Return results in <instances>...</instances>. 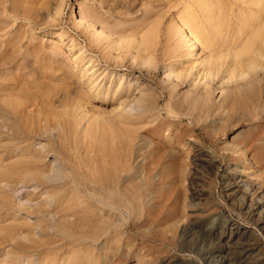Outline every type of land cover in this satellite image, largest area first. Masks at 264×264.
<instances>
[{
	"label": "bare ground",
	"instance_id": "obj_1",
	"mask_svg": "<svg viewBox=\"0 0 264 264\" xmlns=\"http://www.w3.org/2000/svg\"><path fill=\"white\" fill-rule=\"evenodd\" d=\"M68 2L73 0H0V35H8L4 40L1 39L3 37L0 38V138L11 141L10 145L5 141L0 147L6 148L7 152H18L17 155L20 156L19 159L16 158L18 162L14 158L16 163L10 159L12 163L7 168L3 163V177L8 184L12 182L19 187L22 185L30 188L35 184L38 194L42 193L40 202L42 199L51 204L50 207L48 203L41 202L46 206L48 204V210H44L54 209L53 204L58 205L55 209L65 206L60 212L72 217L68 216L70 221L68 219L67 222L63 219L71 225L67 226L71 228H67L69 232L62 226L64 222L59 218L58 223H61L56 224L59 229L56 226L55 230L61 233V237L47 236L46 240L42 236L45 242L39 239L42 242L41 249L43 247L41 250L39 246L42 257L38 259L41 261L35 262L38 256L34 257L35 260L31 256L32 261H27L26 264H105V255L101 256L102 248L100 253L99 250L95 252L97 250L91 244L103 238L109 246L113 240L110 236H114L116 241L122 235L121 231L119 233L118 217L121 218L122 209L131 205L133 196L130 197V191L133 185L136 188L134 182L137 177L132 175V171L131 175L128 174L134 168L131 160L135 156L142 155L143 158L146 144L152 140L150 137L154 140L159 133L165 134L171 124L180 128L178 126L181 122L191 120L192 124H184L185 129L189 130L197 124L215 125L225 115L226 125L228 120L249 124L253 130L264 129V0H90V5L84 4V10L81 7L78 11L74 4L70 5V18H74L75 28L85 38L86 44L80 43L66 31L60 32L58 44H55L56 41L52 42L55 44L53 48H49L51 41L46 46L37 44L38 32H35V27L38 28L43 21H48L50 25L61 24L64 7ZM141 12L143 19L136 23L134 15ZM48 16L51 17L46 18ZM25 23L32 26L31 31ZM45 23L46 26L49 25ZM13 27L17 28L14 30ZM163 36L168 40L165 48L160 46ZM217 93L221 96L220 101H217ZM164 95L168 100L167 107L160 108ZM106 105L113 107L110 114L106 111L109 108ZM222 127L225 128V124ZM169 130L171 131V127L167 131ZM256 131L254 132L260 134L259 130ZM175 132L178 135L177 130ZM226 132L228 131H224ZM259 134L258 138L263 137L262 134L259 137ZM177 135H173L171 141L174 136L177 139ZM184 136L181 135V138ZM38 140L44 141L41 148L38 146L39 149L33 147ZM245 140L248 142L249 138ZM175 142L172 141L173 145ZM183 142L187 141L184 139ZM254 143L251 148L258 150ZM260 143L264 146L263 142ZM159 146L161 145L154 148L160 149ZM164 147L167 146L164 144ZM202 147H197L193 154L194 170L207 175L213 172L216 164ZM259 147L261 150L262 147ZM188 149L192 152L194 148ZM244 150H240V161L251 157L246 153L250 150ZM177 152L175 155L179 156ZM7 154L3 156L7 157ZM163 155L165 157L167 152ZM154 156L153 159L157 158ZM49 157L59 161H52ZM241 168L243 166L233 162L227 164L226 174L222 179L224 188L227 196L236 198L244 206L246 215H250L256 223L259 222L262 225L260 230L264 231V190H261L260 185L249 182L250 174L246 172L249 167L243 171ZM145 177L143 181L139 179L142 186L147 179ZM4 178L1 180L6 181ZM150 184L149 187L152 188ZM11 185L9 184L10 188L15 189ZM2 188L4 189L1 187V190ZM132 191L136 192V189ZM29 193L28 196H31ZM3 194L5 192L0 194L4 196L1 198L3 201L4 198H10ZM35 194L33 192L34 196ZM251 195L253 198L249 202ZM28 205L31 206V203ZM28 205L25 207L28 208ZM43 205L41 209L33 205L36 207L35 212L38 210L41 213L42 208H46ZM34 207H29L28 211L34 210ZM20 208L17 209L20 211ZM57 214L60 217L61 213ZM67 215L64 216L68 218ZM1 217L4 219L5 216ZM52 218H57V215L55 217L52 214ZM42 220L40 222L38 219L40 225L36 220L39 228H42ZM20 221L17 223L20 224ZM54 221L53 224L56 222ZM26 224L28 222L25 221L24 227ZM236 224L238 223H233V220L228 221L219 235L220 241L215 247V252L218 253L215 264H264V245L260 234L247 228L243 231L244 227ZM36 225L34 227L37 228ZM199 225L203 227V224ZM205 227L206 233L215 234L213 228ZM0 228L6 229L2 224ZM6 232L5 230L4 235L0 234V240L7 241L5 235L7 237L8 233L16 239L20 236L16 227H11ZM13 232L18 233L15 234L17 236ZM32 237L26 235L23 238ZM75 242L82 248L75 250L78 245ZM16 251L11 253L15 254ZM22 252L19 251L20 254ZM11 257H15L14 260L18 258L14 255ZM163 264L183 263L170 260Z\"/></svg>",
	"mask_w": 264,
	"mask_h": 264
},
{
	"label": "rangeland",
	"instance_id": "obj_2",
	"mask_svg": "<svg viewBox=\"0 0 264 264\" xmlns=\"http://www.w3.org/2000/svg\"><path fill=\"white\" fill-rule=\"evenodd\" d=\"M85 3H87V4H85ZM71 4H74L75 9L77 8V10L80 11L81 9L82 10L86 9V8H84V4L86 6H88L91 4V2H90V0L89 1L88 0H73V2H68L64 7V12H63L64 15L62 16L61 24L50 25L48 23V21H43L42 25H39L40 28L35 27V32H38L37 33L38 37L36 36L38 39L36 38V40L39 42L38 43L37 41H34L35 43L37 42V44H39V45L43 44L42 46H46V44H49V42L51 41L50 44H52V45L49 44V48L50 47L53 48L55 44H58V42H60V38H59L60 32L66 31L71 36L76 38V40H78L80 43L86 44V41H84L85 38L81 37L80 32L78 31V29L75 28L74 21H73L74 18H70L72 16V10L70 8ZM173 14H174V12L172 14H170L169 16L171 17V16H173ZM50 17L48 16L46 18H50ZM134 17L136 18L135 19L136 23H138L139 20L141 22L143 19L142 12L139 13V15H134ZM45 22H47V24H49V25L46 26ZM43 24H45V26ZM25 25H28V24L25 23ZM73 25H74V27H73ZM28 26L30 27V25H28ZM41 27H42V29H41ZM14 28L16 29L17 27H13V29ZM31 29H32V26L30 27V31H31ZM166 29L167 28L165 27V30ZM40 31H42V32H40ZM1 34L2 35H0V38L3 37L1 39L4 40L5 39L4 37L6 35H5V33H1ZM6 37H8V35ZM79 37H81V38H79ZM40 39L42 41H39ZM27 41L28 40H25V42H27ZM55 41H56V43H55ZM167 41L168 40L166 39V37L163 36L162 37V44L160 46H163V48H165ZM52 42H54L55 44L53 45ZM64 44H66V43H63V45ZM47 47H48V45H47ZM163 48H162V50H163ZM61 53H63V51ZM155 87H156V85H155ZM187 89H186V91H187ZM218 94L219 93H217L216 98H217V101H218V99L220 101L221 96ZM166 103H168V100H167V97L164 95L162 97V100L160 103V108H164L165 106L167 107ZM106 106L109 107V105H106ZM104 108H105V106H104ZM106 111L108 112V114H110V111L111 112L113 111V107L107 108ZM164 113H165V117H166L167 114H166V112H164ZM224 116L222 118H220V116H219V118L222 120H220L221 122H219V119H218V121H217L218 125L217 124L208 125V123H204L201 125L197 124L195 126V127L198 126L197 128L193 127L194 128L193 129L191 127L189 130H188V128L185 129V125L192 124L191 120H186L184 122H181L180 123L181 125L178 126L180 128H177L176 124H173V125L171 124L167 128V130L170 129V127H171V131L173 129L177 130L178 135L179 134H181L182 136L185 135L184 138L182 137L183 139L181 138V135H179V136L177 135L175 130L172 131L173 133L170 130L169 131L166 130V132H164V133L165 134L167 133V135H165L161 132V133H159V136L156 135L158 137H156V136L154 137V140L152 137H150L152 140H149V142L151 141L150 142L151 145H153V146L155 145L154 147H156V146L158 147V145H161V146H159V148L161 147L160 149L156 148L157 149L156 150L154 147H152L150 145L149 142H147L148 143V144H146L147 147L144 149V152H146V153H143L144 154L143 158L141 157L142 155L140 157H136V156L133 157V159L131 160L132 161L131 164L132 165L134 164L135 166L133 165L134 168H132V165H131L132 169L129 171L128 174L131 175L132 173H134L132 175H134L135 178L137 177V179H135V182H134L136 188L133 185L134 188L132 187V189L130 191V192H132V194L130 193V197L133 196L131 198V201L133 203L131 202V205L128 206L127 208H125L127 205L124 206L125 209H122L123 211L120 212L121 215L119 214L121 216V218L119 219V217H118V223L120 225L118 223L117 224H118V227L120 226L119 227V233L122 232V235L120 234L119 236H121V237L119 238V236H118V239L116 238V241L114 240V236H110V237H113V240L110 243L111 245H109V246L106 245V242H104L105 240L103 238H102L103 241L102 240H99V242L96 241L97 243L93 241V243L91 244L92 248H96L97 251H95V252H98V250H99V253H100V250L102 248L101 256L105 255V258H106L105 264H163L164 262L167 263L170 260H177V261L182 262L183 264H215V261L217 260L216 258L218 257V253L215 252V247H217L216 246L217 242L220 241L219 239L221 236H219V235L222 233V230L225 229V227H226L225 225L228 223V221H231V220H233V223L234 222L238 223V224H236V226L241 225L242 228L244 227L243 231H245V229L247 228V230L251 229V230L255 231L258 235L260 234L259 236H260L261 243H263V245H264V231L260 230L262 225L261 224L259 225V222L256 223L255 221H253V219L251 218L250 215H246V213H245L246 210H245L244 206L239 201H237L236 198L231 199L230 197L227 196V192L224 188V183L222 181L224 175L226 174L227 164L233 162V164H239V165L243 166V168H241V171H243L244 169H247L249 167L248 170H246L247 174L248 175L250 174V176L248 177L249 182L257 184L258 186L260 185L262 187L261 190H264V162H263L264 161V151H261L262 149H264L263 148L264 146L261 145L262 143H260V142H263V144H264V140H263L264 129L254 128V130H253L252 126H250L249 124H246V123L245 124L244 123L238 124L237 122L234 123L235 121H228V120H227V123H228L227 124L228 126H227L226 125V118L224 120ZM222 124H225V126H226L225 128L222 127L223 129L221 128ZM233 125H235V127H233ZM221 130L228 131V132L224 133V131H221ZM256 130L257 131L259 130L260 134H262L263 137H260L262 135H260ZM180 131H182V132H180ZM192 131H194V132H192ZM251 131L253 133H251ZM254 131H256L259 134L260 138L257 137L258 134L255 133ZM261 131H262V133H261ZM184 132H185V134H184ZM188 132L190 135H192V137L189 134H187ZM193 133H195V136H193L194 135ZM161 134H162V136H161ZM169 134H171V136H169ZM173 135H177V139L174 136L173 137L174 139L172 140L173 142L176 141L174 143V145L171 141V137ZM251 135H255V136L251 137ZM194 137H196V138H194ZM250 137H251V139H250ZM159 138H161V140ZM246 138L247 139L249 138L248 142H246V140H245ZM252 138H253L255 143L253 142ZM0 139H1L0 145H2L1 143L5 142V141L6 142L8 141V145L11 144L10 140H4L3 141L2 138H0ZM165 139H166V141H165ZM184 139L187 142H183ZM255 139L256 140L258 139V140L256 141ZM180 140H182L181 143H180ZM188 140H190L191 143ZM197 140H199V141H197ZM251 140L254 143V146L256 145V148L258 150H256L255 147L251 148L253 146V143L252 142L250 143ZM38 141L35 142V145L37 144L36 146L35 145L34 146L31 145V146L36 147V148L39 146L41 148L40 145H42L44 143V141H42V140H38ZM139 141L137 143H139ZM158 141L161 142L163 144V146L161 143H158ZM200 141H202V142H200ZM165 142H167V143H165ZM194 142H196V143H194ZM199 142L203 146L202 148L207 150L208 153L211 155V157L215 160V164H216L215 168L213 169V172L210 174H207V175L197 173L196 170H194L195 168H194V164H193V157H194L193 154H194L197 147H201ZM232 142H234V143H232ZM237 142H239V143H237ZM242 142H243V144H242ZM152 143H154V144H152ZM177 143H178V145L180 144L181 146L180 145L178 146ZM187 143H188V145H187ZM244 143H247V145L250 144L249 145L250 148L246 144L244 145ZM45 144H46V142H45ZM164 144L167 147H164ZM175 144H176V146H175ZM182 144H183V146H182ZM189 144L190 145L192 144L191 146H193L195 144L199 145V146L195 145V146L191 147ZM148 145H150V146H148ZM168 145H170V146L168 147ZM257 145H258V147H257ZM259 146H261V147L263 146L261 148V150H260ZM39 147H38V149H39ZM149 147H151L152 149ZM187 147L188 148H194V149H192V152H191V150H189ZM242 147H244V148H242ZM163 148L165 150H163ZM166 148H170L171 150L170 149L166 150ZM0 149H1L0 157L2 158V159L0 158V165H1L0 170L3 171L4 169H2V168H5V167L7 168V166H11L12 161L10 162V159L13 160L14 163H16L17 159H19L20 156L17 155L18 152L13 153V151H11L9 149H8L9 151L7 152V149L4 147H2V148L0 147ZM2 149H3V154L5 156L8 153L7 157L3 156ZM242 149L243 150L245 149L244 152H246L247 150L248 151L250 150L249 151L250 153L246 152L247 155L251 156V157L247 156V157H249V160H246V159L242 160L241 159L242 162L240 161V158H241L240 157V150L242 151ZM251 149H253V151H255V152L257 151V152L255 153ZM158 150H159V152H158ZM225 150H227L228 152L227 151L224 152ZM232 150H235V151H232ZM237 150H238V152H236ZM156 151H157V153H156ZM170 151H172V152H170ZM229 151H230V153H229ZM147 152H149V153L155 152L156 154L161 152L162 155L167 152V155H165V157H164V155L162 156L161 153L158 155H156L154 153L155 154V156H154V154H151V153L149 154ZM176 152H177V154L179 153V156L175 155ZM188 152H190L189 155H188ZM233 152H235V153H233ZM170 153H172V155L174 154L176 157L172 156ZM222 153H224L225 155H223ZM227 153H229V154H227ZM237 153H239V155ZM233 154H235V155H233ZM8 155H9V157H8ZM11 155H12V158H10ZM15 155H17V156H15ZM169 155H171V157H173V158H171ZM228 155H230V156L232 155V157L228 158L227 157ZM153 156H154V158L157 157V158H155L156 160L152 158ZM145 157L146 158L148 157L147 160ZM149 157H150V159L153 160L152 162L149 159ZM160 157H162V158H160ZM163 157L165 159H163ZM6 158L7 159L9 158V159L7 160ZM14 158L16 161L14 160ZM167 158H169V159H167ZM48 159H52V161H53V159L55 160L56 158L49 157ZM176 159H177V161H175ZM56 160L59 161L58 159H56ZM148 160H150V162ZM7 161L10 165H7L8 163L6 164ZM191 161H192V163H191ZM154 162L156 164H154ZM167 162H168V165L166 164ZM3 163H5V165ZM159 163H161V164H159ZM131 171H132V173H131ZM3 173H4V171L3 172L0 171V180L2 178H4ZM143 173H144V175H143ZM135 174H137V176H135ZM140 175H141V177L146 176L145 179L147 178L146 181L144 180V182H146V184L144 185V182H143V186H142V184L140 185V183L143 181V177L141 179V177H139ZM201 175L203 177H201ZM138 177L142 181L139 180ZM151 178H152V180H151ZM148 179H149V182H148ZM3 180H6V179L4 178ZM138 181H139V183H138ZM151 181L153 184L151 183ZM147 182H148V184H147ZM9 184L11 185L13 183L9 182ZM9 184H8L7 180L6 181H2V180L0 181V191H1L0 194H2V192H5V194H3V195H5V197H6V195H9V197H10V198L7 197L8 199L4 198L5 200L3 201L2 199L4 196L3 197L0 196V208H1L0 212L3 211V213L2 212L0 213V224L4 225V227H6V229L2 228L4 233H5V230L7 231L6 233H8L9 228H11V227L15 228L16 227V231H18V233H20L19 234L20 236L18 237V239H16L15 237H14L15 238L14 239L12 237L13 235L8 233L7 237L5 235V238H7L9 241L8 240L6 241V239L0 240V245L2 243V246H0V264H10L9 263L10 261L13 264H26L27 261L31 262L32 259L35 260L34 257H36V256H38V257H36L37 259L38 258L41 259V257H42V254H41L42 251L41 250L43 249V247L41 249V244L43 241L45 242V240H43L42 238L44 237V239L47 240L49 237L50 238L51 237L52 238L61 237V233L59 231H56L57 229H59L56 224L61 223L63 221V219L65 221L69 219L68 221H70L69 217H71V216H69L65 213L62 214L63 212H60V211H63L60 209L62 207H65V206H59L60 208L58 207L55 209V207H57L58 205L55 206V204H53L52 207L54 206V209L50 208L51 210L49 209V211H47L48 210L47 209L48 204L50 207H51V204L48 203L47 201L42 200V199H41V202H43V204L48 203L47 206L43 205L40 202V198H43V197H41L42 193L38 194L39 191L35 190V188L37 189V186L35 184H34V186L31 185L30 188L24 187L22 185H20V187H19L16 184L11 185V186H15V189L10 188ZM138 184L140 185L139 187L137 186ZM149 184H150V186L151 185L153 186L152 187L153 189L151 187H149ZM147 185H148V187H145ZM1 187H4V189L2 188V190H1ZM140 188L141 189L143 188V190H141ZM145 188H147V189H145ZM135 189H136V192H133L132 190L135 191ZM148 189H149V191H148ZM150 189H152V190H150ZM30 190H32V191H30ZM29 192L32 194H30ZM33 192H34V194L36 193L35 196L33 195ZM28 193L31 196H28ZM257 193L255 195H257ZM30 197H31L32 201H35V202L39 201L43 205V207H46V208H42L43 210L41 213H38V210H36V212H35L36 207L38 206L37 209H41L42 205L38 202H37L38 204H35L34 202H32L30 200ZM32 197H34V198H32ZM35 197L36 198L39 197V198L36 199ZM251 197L253 198V195L250 196L249 202L252 199ZM27 198L29 199V201ZM44 198H45V196H44ZM10 201L14 205H12V203L10 204ZM29 203H31V206L28 205ZM3 204H5V205H3ZM27 205H28V208H26ZM33 205L34 206L37 205V206L34 207ZM39 205H40V207H39ZM20 207L21 208L25 207L23 209L24 211L21 210ZM29 207L30 208L34 207V210L30 209V211H28ZM17 208H20V211ZM44 209H47V210H44ZM10 210L12 211V213ZM25 210L27 211V213H26L27 215L25 214V212H26ZM52 210L54 213L52 212ZM55 210H58V211H55ZM39 211H41V210H39ZM16 212L20 213V214H18L19 217L16 214ZM32 212L34 213L35 216L34 215L32 216ZM55 212H56V214H55ZM57 212L61 213L60 217L58 216ZM35 213L36 214L38 213L37 215H41V216H38L40 218H38ZM48 214H50L51 216ZM52 214H54L55 217L57 215V218H55L56 220L53 219L54 216L52 218ZM9 215L11 216L12 219L10 218ZM62 215L63 216L67 215V217L68 216L69 217L66 218L64 216V218H63ZM1 216H5L4 219ZM48 216H50V217H48ZM59 218H60V221L61 220L62 221L58 223ZM38 219L40 222L42 220L43 223H41L42 224L41 226H42V228L45 227L44 230H42L41 227L39 228L36 225V220L38 221ZM49 219H50V221H52V219H53V221L55 220L57 223L54 221L55 223L53 224V221L52 222L48 221ZM20 220L23 221L24 224L26 221V223L27 222H28V224L32 223V225L26 224L29 226V228H28V226L26 227V225L24 227V224ZM19 221H20V224L17 223ZM39 221L37 223H39V225H40ZM13 222H16V223H13ZM33 222L37 226V228L34 227L35 225H33ZM66 222H64V223L67 224ZM10 223L11 224L13 223V224L10 225ZM64 223L62 224V226L67 230V228H69L71 225L69 223H68L69 225L68 224L65 225ZM14 224H16V225L18 224V225L13 226ZM199 224H203V227L200 226ZM5 225H7L8 227ZM19 225H23V226L20 227ZM9 226H11V227H9ZM18 226H19V228H18ZM30 226L31 227L33 226L32 227L34 230L33 233H32L33 230H32V228H30ZM56 226H57V229L55 230ZM67 226H69V227H67ZM205 226H207V228L208 227L213 228V230L215 231V234L209 235V233H206L207 231H205V229H206ZM1 227H3V226H1ZM23 227L25 229H23ZM20 228H22L23 230H21ZM2 229L0 228V230H2ZM69 229L71 230V228H69ZM24 230H25V232H24ZM3 231H1V232L3 233ZM1 232H0V234L4 235V233L2 234ZM45 232H46V234H45ZM18 233L13 232L14 236H17L15 234H18ZM29 233H31V236ZM21 234L23 237L24 236L26 237V235H27V237L28 236L32 237V234H35V236H33L32 239L31 238L28 239V238H23L21 236ZM9 235L12 238H10V237L8 238ZM49 235H53V236L55 235V236L53 237V236H49ZM47 236H48V238H47ZM2 238H4V237H2ZM0 239H1V236H0ZM10 239H12V240H10ZM33 239H36L38 241L33 240ZM32 240H33V242L36 241L35 244L33 242H31ZM1 241L5 242L7 244L4 243L5 244L4 245L3 242H1ZM117 241L118 242L120 241V242L118 244H116ZM19 242H20V244H19ZM21 242H22V244H21ZM37 242H38V244H37ZM30 243L32 246L30 245ZM39 243H40V245H39ZM95 243H96L97 247L95 246ZM16 244H19L18 247L19 246L22 248L24 247V249L22 250V248L19 249L20 247L19 248L15 247V246H17ZM36 244L38 245V247L36 246ZM75 244L76 245L78 244L77 246H75V250L82 248L79 245V243L75 242ZM115 244H116V246H114ZM39 246H40L41 250L39 249ZM88 246H89V244H88ZM27 247L30 248L29 252H31L32 254H30V255L28 254L29 252L27 251L28 250ZM49 247H50V249L52 248L51 246H49ZM36 248L38 250H36ZM98 248H100V249H98ZM13 249L18 251V252L16 251V253H17V254L15 253L16 255L11 253L14 251ZM32 249H34L36 251H34ZM24 250H26V251H24ZM30 250H32V251H30ZM93 250H95V249H93ZM263 250H264V246H263ZM19 251L20 252L23 251L21 253L23 255V257H21L22 255L19 253ZM37 251H39V252H37ZM24 252H25L26 256H24ZM9 253L12 254L11 256H13V255L16 256V258L18 256V258L15 259L17 261H15L14 260L15 257L14 258L11 257ZM33 253H34V255H33ZM35 253H36V255H35ZM38 253L41 255H39ZM19 257H20V259H19ZM26 258H27V260H25ZM12 259L14 260L15 263L13 262ZM22 259H24V260H22ZM37 259L35 260V262L41 261V260H39V259L37 260Z\"/></svg>",
	"mask_w": 264,
	"mask_h": 264
}]
</instances>
